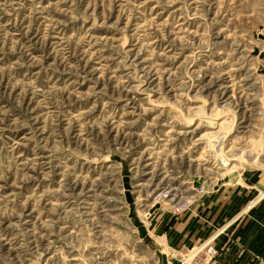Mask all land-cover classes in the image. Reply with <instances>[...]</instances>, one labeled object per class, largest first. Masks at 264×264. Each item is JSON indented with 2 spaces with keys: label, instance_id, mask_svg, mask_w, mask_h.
Returning a JSON list of instances; mask_svg holds the SVG:
<instances>
[{
  "label": "rangeland",
  "instance_id": "rangeland-1",
  "mask_svg": "<svg viewBox=\"0 0 264 264\" xmlns=\"http://www.w3.org/2000/svg\"><path fill=\"white\" fill-rule=\"evenodd\" d=\"M238 244L264 264V0H0V264Z\"/></svg>",
  "mask_w": 264,
  "mask_h": 264
},
{
  "label": "crops",
  "instance_id": "crops-1",
  "mask_svg": "<svg viewBox=\"0 0 264 264\" xmlns=\"http://www.w3.org/2000/svg\"><path fill=\"white\" fill-rule=\"evenodd\" d=\"M173 237L175 238L174 242L177 243V244H179L182 241L183 238L185 239V237H181V236L179 237L176 234H174ZM200 237H201L200 235H191L190 240L193 239L192 240L193 241L192 244L198 243L197 240ZM185 240L188 241V242H190V240H188V239H185ZM246 247L247 246L245 244L239 245V250H238V255H237V261H238L237 264H246V257H247V252L245 250ZM242 248L244 249V252L241 253V249ZM247 249L250 250L249 247ZM221 257H218V260L219 261H217L215 264H222V263H225L226 264V263H228V259H229V254L228 253H226L225 256L222 255Z\"/></svg>",
  "mask_w": 264,
  "mask_h": 264
}]
</instances>
